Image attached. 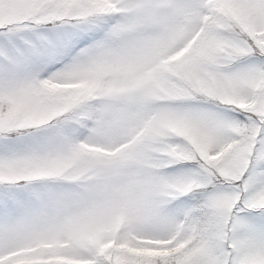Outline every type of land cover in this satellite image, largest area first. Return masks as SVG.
<instances>
[{"label": "snow or ice", "instance_id": "6c2138e0", "mask_svg": "<svg viewBox=\"0 0 264 264\" xmlns=\"http://www.w3.org/2000/svg\"><path fill=\"white\" fill-rule=\"evenodd\" d=\"M0 264H264V0H0Z\"/></svg>", "mask_w": 264, "mask_h": 264}]
</instances>
